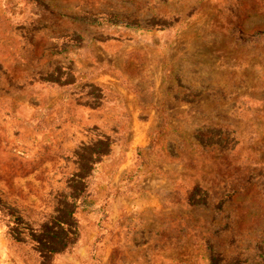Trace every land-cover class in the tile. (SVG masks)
<instances>
[{
    "label": "rangeland",
    "instance_id": "374dc122",
    "mask_svg": "<svg viewBox=\"0 0 264 264\" xmlns=\"http://www.w3.org/2000/svg\"><path fill=\"white\" fill-rule=\"evenodd\" d=\"M0 264H264V0H0Z\"/></svg>",
    "mask_w": 264,
    "mask_h": 264
}]
</instances>
